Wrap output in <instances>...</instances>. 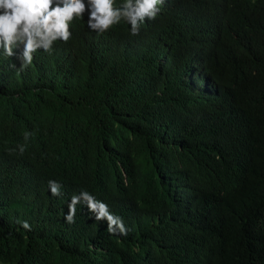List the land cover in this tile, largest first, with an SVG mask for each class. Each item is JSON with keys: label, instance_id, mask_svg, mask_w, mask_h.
<instances>
[{"label": "trees", "instance_id": "1", "mask_svg": "<svg viewBox=\"0 0 264 264\" xmlns=\"http://www.w3.org/2000/svg\"><path fill=\"white\" fill-rule=\"evenodd\" d=\"M160 8L136 36L74 20L23 70L0 54V261L264 264V0ZM82 191L125 234L83 201L67 223Z\"/></svg>", "mask_w": 264, "mask_h": 264}, {"label": "clouds", "instance_id": "2", "mask_svg": "<svg viewBox=\"0 0 264 264\" xmlns=\"http://www.w3.org/2000/svg\"><path fill=\"white\" fill-rule=\"evenodd\" d=\"M162 3L163 0H122L119 4L116 0H0V54L15 56L20 62V70L30 67L37 50L51 53L55 42L67 43L72 37L71 23L74 20H85V16L87 28L97 35H102L124 21L130 25L129 34L136 36L145 19L153 20L157 17ZM10 66L15 68V64ZM32 136V132L25 131L23 138L27 142ZM17 148L23 154L26 144L17 145ZM48 185L52 196L61 195L58 182L49 180ZM81 201L95 213L96 220L107 221L109 232L119 230L125 234L122 219L86 191L71 197L64 217L67 223L75 222L76 205ZM18 223L25 230L31 231L27 221Z\"/></svg>", "mask_w": 264, "mask_h": 264}, {"label": "rangeland", "instance_id": "3", "mask_svg": "<svg viewBox=\"0 0 264 264\" xmlns=\"http://www.w3.org/2000/svg\"><path fill=\"white\" fill-rule=\"evenodd\" d=\"M0 264H7V263L0 261Z\"/></svg>", "mask_w": 264, "mask_h": 264}]
</instances>
